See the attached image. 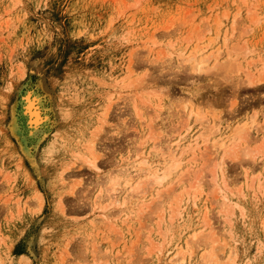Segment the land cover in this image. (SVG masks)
<instances>
[{"label":"rangeland","instance_id":"rangeland-1","mask_svg":"<svg viewBox=\"0 0 264 264\" xmlns=\"http://www.w3.org/2000/svg\"><path fill=\"white\" fill-rule=\"evenodd\" d=\"M200 28L204 38L197 35ZM193 47L203 54H217L219 47L221 55L197 72L185 58ZM227 50L235 55L233 70L222 65ZM262 61L264 0H0V264H172L180 245L189 249L183 264H198L208 248L201 242L209 234L205 215L219 244L225 240L232 244L227 251L237 252L234 264H264V155H226L218 168L224 150L212 146L223 139L232 144L228 139L239 124H247L250 139L233 134V142L248 149L263 144L264 82H246ZM132 78L146 87L130 89ZM28 91L40 96L47 120L40 133L25 139L21 110ZM56 129H65L69 139L44 149ZM198 135L203 142L196 157L180 156L167 180L148 189L146 200L155 198L141 214L139 198L126 196L122 207H105L111 176H122L118 188L124 186L125 169L145 138L147 159L162 165L172 160L161 156L166 151L150 153L153 143L165 146L172 136L184 146ZM92 138L98 170L84 160V142ZM67 166L62 181L59 172ZM221 171L233 201L228 214L223 194L210 182L212 172L221 182ZM196 176L201 191L184 192L171 219L172 199ZM156 204L165 210L161 218Z\"/></svg>","mask_w":264,"mask_h":264},{"label":"bare ground","instance_id":"bare-ground-1","mask_svg":"<svg viewBox=\"0 0 264 264\" xmlns=\"http://www.w3.org/2000/svg\"><path fill=\"white\" fill-rule=\"evenodd\" d=\"M251 9V8H250ZM240 11V10H239ZM250 11V10H249ZM225 16L227 15V14H224ZM238 16V15H237ZM219 22H221V20L219 21ZM216 23V22H215ZM216 26V25H215ZM220 26V25H219ZM207 27V26H206ZM206 29V32L208 31L207 30V28H205ZM201 30V28L199 29V30H197V35H199L198 33H200V35L203 37L204 35V33H202V30ZM204 30V29H203ZM199 31V32H198ZM210 32V31H209ZM234 34V33H233ZM207 36V35H206ZM217 36V35H216ZM189 37H193V36H188L187 38L189 39ZM198 37H200V36H198ZM197 37V38H198ZM228 37V36H227ZM201 38V37H200ZM199 38V39H200ZM204 38V37H203ZM210 38V37H209ZM212 38V37H211ZM231 38V37H230ZM193 39V38H192ZM198 39V40H199ZM225 39V38H224ZM201 40H202V38H201ZM209 40V39H208ZM226 40H228V38L226 39ZM225 40V41H226ZM154 41V40H153ZM200 41V40H199ZM210 42H211V39L209 40ZM213 41V40H212ZM224 41V42H225ZM154 42H156V41H154ZM160 43V42H159ZM153 44H157V43H153ZM202 44V43H201ZM185 46V45H184ZM196 46H198V44L196 45ZM227 46V45H226ZM233 46H235V45H233ZM199 47V46H198ZM201 47V46H200ZM242 47V46H241ZM240 47V48H241ZM186 48V47H185ZM190 49H191V47H190ZM194 49V50H193ZM197 49H199V48H196V47H193L192 48V53L190 54V52H191V50L188 52L189 54H186V56H185V58H187L186 60L188 61V62H191L192 64H194V65H192L193 66V70H195V71H199V72H203V71H207V69L208 68H210L209 67V65H210V61H212L211 59L214 57V54L215 55H218V51H220V49H219V47L217 48V54L216 53H214V52H207V53H202L201 52V50L199 49V51L197 50ZM226 49H228V48H226ZM229 49H231V47L229 48ZM202 50H203V48H202ZM204 50H206L205 48H204ZM213 50V49H212ZM234 50H235V48H234ZM234 50H232V53H236ZM242 51H243V49H241ZM244 50H245V48H244ZM211 51V50H210ZM228 51V50H227ZM234 51V52H233ZM237 51H239V50H237ZM179 52V51H178ZM229 52V54L227 55L226 54V56H229L228 58H225V60L224 59H222L221 60V62L224 60L225 62H223L222 63V65L223 66H225V64H226V66H225V68H227V65L229 64V66L231 67V66H233L234 68L236 67L235 65V62L234 61H232L233 59H234V56L232 57V55H231V51H228ZM245 52H246V50H245ZM250 52H252V50L250 51ZM220 55H221V52L219 53ZM244 54H246V53H244ZM248 54V53H247ZM217 57V56H216ZM259 58L260 57H258L257 58V60H259ZM213 62H216V63H219V62H217V60H215V61H213ZM233 62H234V64H233ZM238 62V61H237ZM260 62V61H259ZM263 62V65H261L260 67H262V68H260V67H258L259 69H258V72L256 73V72H254L255 70H256V67H255V70L254 71H248V73H249V76L248 77H246L247 79H246V82L248 83V86L250 85V86H254V85H256V84H259V83H262V82H264V61H262ZM215 64V63H214ZM212 65V67H216V65ZM221 65V64H220ZM220 65H217V66H220ZM240 64H239V62H238V66H239ZM259 65V64H258ZM220 68H222V67H220ZM224 68V67H223ZM222 68V69H223ZM233 68V69H234ZM229 69V68H228ZM228 69H226V70H228ZM232 69V67H231V70H233ZM128 70H131V67L128 69ZM226 70L224 69V71L226 72ZM223 71V72H224ZM132 72V71H131ZM224 72V73H225ZM227 73V72H226ZM246 73H247V71H246ZM245 73V74H246ZM128 74V73H127ZM248 74H246V76H247ZM131 76V75H130ZM134 76V75H133ZM124 78H126V76H123ZM133 79V78H132ZM125 80V79H124ZM128 80H130V79H128ZM243 80H245V79H243ZM116 82H117V80H116ZM121 82V84L124 82H122V81H120ZM119 82V83H120ZM126 82V81H125ZM125 82L123 83V85H124V87H125V85H127V84H125ZM129 82H131L132 83V85H130L129 86ZM128 82V85H127V87L129 86V88L130 87H132V86H134L135 85V87L136 88H140V84L142 83L141 82V80H140V78L139 79H137V78H135V79H133L132 81H129ZM127 83V82H126ZM130 83V84H131ZM144 83V82H143ZM141 84V86L142 85H144V84ZM147 83V82H146ZM145 83V84H146ZM243 83H245V82H243ZM247 83L245 84V85H247ZM119 85V84H118ZM138 86V87H137ZM153 86V85H152ZM123 87V88H124ZM134 87V88H135ZM144 87H146V85H144L143 86V88L141 87L140 88V91H142L143 89H144ZM121 88V87H120ZM126 88V87H125ZM124 88V89H125ZM131 89V88H130ZM142 89V90H141ZM152 89V88H151ZM153 89H155V88H153ZM152 89V90H153ZM135 90V89H134ZM146 90V89H145ZM144 90V91H145ZM122 91H124V90H122ZM128 91V90H127ZM131 91V90H130ZM153 91H156V90H153ZM152 91V92H153ZM135 92H137V89H136V91ZM150 91L148 90V92L147 93H149ZM154 93V92H153ZM150 94H151V92H150ZM144 95V94H143ZM146 96V95H145ZM23 98H22V110H21V116H22V120H23V122H24V131L22 132V130H20V132L23 134V137L25 138V139H28V138H30V137H34V136H36L38 133H40L43 129H44V125L46 124V120H47V115L45 114V112H44V107H43V104H42V100H41V98H40V96H38V95H36V94H34L33 92H27L26 94H24V96H22ZM140 97H142V95L140 96ZM149 97V96H148ZM195 97V96H194ZM152 98V97H151ZM144 99V98H143ZM149 99V98H148ZM194 99H196V98H194ZM147 100V99H146ZM188 100V102H189V104L192 102V99H190V97L189 98H187L186 99V101ZM186 101H184V102H186ZM199 101V100H198ZM187 103V102H186ZM192 105V104H191ZM231 105H232V103H231ZM183 106V105H182ZM186 107V106H185ZM191 108V107H190ZM198 110V109H197ZM191 111V112H190ZM190 113L192 114V108L190 109ZM195 111H196V109H195ZM107 112V111H106ZM106 112L104 113V116L106 115ZM188 112V113H189ZM195 114L194 115H196V113H199L198 111H196V112H194ZM187 114V113H186ZM199 116L198 117H200L201 116V113L200 114H198ZM203 115V114H202ZM103 116V117H104ZM106 117V116H105ZM223 117V116H222ZM202 118V117H201ZM200 118V122H202V123H204L203 121H201L202 119ZM205 118H207L208 119V117H205ZM204 118V119H205ZM195 119H197V117L195 118ZM206 119V120H207ZM212 119H214V118H212ZM108 120V119H107ZM199 120V119H198ZM216 120V119H215ZM214 120V121H215ZM219 120H220V118H219ZM205 121V120H204ZM208 122V121H207ZM207 122H206V124H207ZM212 122H213V120H212ZM252 121H250V123H251ZM209 123V122H208ZM214 123V122H213ZM244 123H246V122H244ZM249 123V124H250ZM102 124V123H101ZM216 124V123H215ZM248 124V125H249ZM252 124H253V122L251 123V126H252ZM203 125V124H202ZM214 125V124H213ZM237 125V124H236ZM240 126H235V127H237V128H235V129H233V133H231L232 134V136H233V134H236V135H238V136H242L243 137V135H245V137H247L246 135L249 133L248 131H250V129L249 130H247V134H246V129H247V124H246V126L245 125H241V124H239ZM100 127V130H102V128H101V126H99ZM99 127H97V128H99ZM181 127V126H180ZM210 127V126H209ZM249 128V127H248ZM157 129V128H156ZM158 129H160V128H158ZM157 129V132H159V130ZM209 129V128H208ZM99 130V131H100ZM103 130H104V128H103ZM151 131H153V129H150ZM203 132V131H202ZM201 132V133H202ZM149 133H151L150 131H149ZM149 133H147L146 135H145V137L149 134ZM153 133V132H152ZM45 134H47V133H44V138L47 136V135H45ZM204 133H202V135H203ZM155 135H153V141H154V137ZM204 136V135H203ZM205 136H206V134H205ZM231 136V138H233ZM234 137H235V135H234ZM180 138H181V136H180ZM199 138H202L201 137V135H198V136H196V137H193V138H191L190 139V141L187 143V144H185L184 146H183V142L181 141V140H174L173 141V139H172V136L171 137H169L168 139V143L165 145V146H163V144H162V140H160V141H157V142H155V143H153L152 144V147L150 148L151 149V151H150V153L152 152V151H154V152H158V151H166V152H161L162 153V155L161 156H166L167 157V159H169V160H172L170 163H168V164H165L164 162V164H162V165H160L159 163H157V164H155V163H152L151 161H149V160H151V159H147V158H149V154H148V152H147V150L145 149V145H146V138H145V141L144 142H142L141 144L143 145V147H142V145H141V150H139L140 149V146H139V148L134 152V160H135V162L132 164V165H130L131 167H130V170H128L127 168L125 169V170H127L126 171V173H125V183L123 184L124 186L122 187V188H118V186H119V183H120V179H121V177L122 176H119V175H115V176H111V179H110V181H109V183L107 184V191H108V195H107V197H109L110 199H109V201H108V203H106V208H108V207H110V206H120V207H122V205L127 201V198H126V196L128 197V198H130V199H135V198H139L140 199V202H138V205H137V207H136V211L139 213V214H141L142 213V211L145 209V208H147V207H149L151 204H152V202H153V199L155 198V196L153 197V198H151L149 201L148 200H146V194H147V191H148V189L150 188V187H152V186H155V185H161V184H163L166 180H167V178L172 174V172L174 171V169L178 166V165H180V163H181V160H180V156H183L185 153H189V154H191V155H194L195 154V152L197 151V149L199 148V146H201L200 145V143L202 144V142H200L199 141ZM205 138V140H206V137H204ZM208 138V137H207ZM230 138V139H231ZM248 138V137H247ZM261 138H262V135H261ZM264 138V137H263ZM69 138L66 136V130L64 129H56L52 134H51V136L46 140V142L44 143V145H43V147H44V149H47V148H50V147H52V146H56L57 144H63V143H65L67 140H68ZM203 139V138H202ZM225 139H226V137H225ZM230 139H228L229 141H228V143L230 142V143H232V144H230V145H228V144H226V141H224V139H223V141L221 140L220 142H218V143H215V144H213L212 146H218L219 148H222L224 151L222 152V155H219L220 156V159H219V161L217 160V162L215 163V165H217V164H219L217 167L219 168V166L221 167V166H223L225 163V160H226V158L228 157V156H232L233 158L234 157H238L239 156V158H241L240 157V155L241 154H244V156L246 157H249V158H252V160L253 159H255V158H257V156H259L260 154L261 155H264V148H261V146L263 145V147H264V141H263V144H261L260 143V145L258 144V145H256L255 144V147H253V148H250V149H248L249 148V144H248V146L246 147V148H244L245 146H241L239 143V141L237 140L236 142H233V139H231L232 140V142L230 141ZM241 139H244V137L243 138H241ZM248 139H250V138H248ZM87 140V139H86ZM88 140H89V138H88ZM96 140V139H95ZM247 140V139H246ZM245 140V141H246ZM143 141V140H142ZM149 141H151V140H149ZM167 141V140H166ZM249 141V140H248ZM247 141V142H248ZM152 142V141H151ZM213 142H215V141H213ZM217 142V141H216ZM247 142H246V144L245 145H247ZM260 142H262V141H260ZM242 143V142H241ZM85 145L87 146V148H88V150H89V153H87L86 154V156L84 157V160L85 161H87V162H89V165L90 166H92V167H95V168H97V170L99 169L98 167H97V157H98V154H97V151H96V148H95V142H94V139L92 138L90 141H88L87 143H85L84 142V147H85ZM157 145H159L160 146V149L159 150H156L157 149ZM240 146L241 147H243L242 149L240 148ZM251 147V146H250ZM41 148H42V146H41ZM156 148V149H155ZM216 148V147H215ZM28 147L26 146V152H28L29 153V151H28ZM165 149H167V150H165ZM200 149V148H199ZM204 149V148H203ZM243 150V151H242ZM147 152V153H146ZM201 152H202V150H201ZM221 152V151H220ZM41 153V152H40ZM160 153V154H161ZM205 153V152H204ZM263 153V154H262ZM190 155V156H191ZM226 155H228V156H226ZM41 156H43V155H41ZM195 157H196V154L194 155ZM226 156V157H225ZM243 156V155H242ZM165 157V158H166ZM216 157V156H215ZM225 157V160L223 159ZM231 157V158H232ZM244 157V158H245ZM263 157V156H262ZM45 158V157H44ZM191 158V157H190ZM200 158H202V157H200ZM199 158V159H200ZM235 158V159H236ZM261 158V157H260ZM264 158V157H263ZM195 159V158H194ZM193 159V160H194ZM212 159H213V157H212ZM215 159V158H214ZM230 159V158H229ZM234 159V160H235ZM259 159V158H258ZM227 160H228V158H227ZM226 160V161H227ZM231 160V159H230ZM240 160V159H239ZM243 160V159H242ZM245 160H246V158H245ZM251 160V161H252ZM166 161V160H165ZM184 161V160H183ZM206 161V160H205ZM212 161V160H211ZM203 162V161H202ZM213 162H214V160H213ZM249 162V161H248ZM34 163V162H33ZM250 163V162H249ZM214 164V163H213ZM146 165H148V167L146 168V170H144V171H142V172H136L135 174H133V170H141V168L142 167H144V166H146ZM150 165V166H149ZM264 165V164H263ZM205 166V165H204ZM212 166H214V165H212ZM253 167H255V166H253ZM264 167V166H263ZM67 168H68V166L67 167H64L63 169H62V171H61V173L59 172V174H61V177L60 176H58V177H60V179L62 180V181H64V179L66 178V175H65V171L67 170ZM195 168H197V167H195ZM206 168V167H205ZM245 168V167H244ZM248 168V167H247ZM131 169H133V170H131ZM198 169V168H197ZM200 169L201 170H199V171H202V170H204V169H202L201 168V166H200ZM214 169H216V167L214 168ZM249 169V168H248ZM247 169V170H248ZM253 169V168H252ZM221 170V169H220ZM219 170V171H220ZM122 171V170H121ZM195 171V170H194ZM215 170H213V172H214ZM223 171V170H222ZM221 171V176L222 177H220V178H222L221 179V182H218L217 181V176H218V174H217V176H216V173H213L212 172V176H213V178H212V180L214 181V183H212V180L210 181L211 182V184L213 185V188L216 190V191H221V193L223 194V196H224V198H225V201H223V203H225V205L227 204V206H226V208L225 209H223V212L225 213V214H228V212L230 211V206H232V200L229 198V196H228V187H229V184L227 183L228 182V180H226V177H225V175L224 174H226V172L223 174V172ZM226 171V170H225ZM51 172V171H50ZM123 172V171H122ZM203 172V171H202ZM202 172H199L200 174L202 173ZM58 174V175H59ZM72 174V173H71ZM247 174V172L245 171V175ZM259 174V173H258ZM263 175H264V168H263V173H262ZM53 175V174H52ZM122 175V174H121ZM141 175H143L144 177L142 178V177H140ZM227 175V174H226ZM109 176V175H108ZM203 176V175H202ZM212 176H210V177H212ZM69 177H70V174H69ZM138 177H139V179H138ZM256 177H259V176H256ZM262 178H264V177H262ZM261 178V179H262ZM135 179H137V180H135ZM211 179V178H210ZM254 179V178H253ZM183 179L180 177L179 179H178V181H176V182H181ZM206 180V179H205ZM235 180V179H234ZM258 180V179H257ZM62 181H60V182H62ZM207 181H209L208 179H207ZM250 181V180H249ZM234 182V181H233ZM251 182V181H250ZM123 183V182H122ZM252 183H253V181H252ZM257 183V182H256ZM201 184V180H200V177L199 176H196L195 177V179H194V181L191 183V185L190 186H188L184 191H182L181 193H179L178 195H176L175 197H174V199H172V203H171V207H172V210H171V214H170V218L171 219H173V218H175V216H176V214H177V210H178V204H180V202H182V199L184 198V196H185V194L183 195V193L184 192H189V191H191V190H194V192H193V194L195 193V191L197 190L198 192L199 191H201V187H199V185ZM246 184V183H245ZM260 184V183H259ZM166 185V184H165ZM122 186V185H121ZM253 186V185H252ZM212 187V186H211ZM261 187V186H260ZM168 188V187H167ZM212 188V189H213ZM70 189V188H69ZM155 189V188H154ZM210 189V188H209ZM203 190V189H202ZM208 190V189H207ZM160 191L161 190H159L158 191V194H162V193H160ZM218 191V192H219ZM74 192V189H72L71 190V193H73ZM35 193H37V192H35ZM172 193V192H171ZM197 193V192H196ZM124 194V195H123ZM36 195V194H35ZM37 195L38 196H40L41 197V192L39 193H37ZM154 195V194H153ZM168 195V194H167ZM191 195V194H190ZM120 196H122L123 198V200H120L119 199V197ZM63 197V196H62ZM169 197V196H168ZM64 198V197H63ZM186 198H188V197H186ZM192 198V197H191ZM62 199V198H61ZM189 199V198H188ZM142 200V201H141ZM62 201V200H61ZM60 201V202H61ZM195 201V200H194ZM42 202V201H41ZM137 203V202H136ZM222 203V204H223ZM236 204V203H235ZM59 205V204H58ZM133 205V204H132ZM222 207V206H221ZM111 209V208H110ZM157 209V211H158V218H161V217H163V215H165V210H164V208H162L160 205H158V204H156L155 205V210ZM234 213V212H233ZM234 215V214H233ZM177 217V216H176ZM204 218H203V225H204V228H207L208 229V233L209 234H206V236L204 237V239L202 238L201 239V242L202 243H207L208 244V248L207 249H204V251L201 253V255H200V261H199V263L198 264H234V263H236L235 262V259L237 258V252L235 251V249H233V250H230L231 249V247L229 248V250L227 251V247H228V242L227 241H222V244L220 245L219 244V239L218 238H216V237H214V234H215V232H213V228L210 226V225H212L211 223H210V219H209V217L207 216V215H205V216H203ZM167 218V217H166ZM229 218V217H228ZM163 219V218H162ZM201 219V218H200ZM197 221V220H196ZM164 222V221H163ZM201 224V223H200ZM157 225H158V223H157ZM165 225V224H164ZM198 225V224H197ZM115 226V225H114ZM191 225H188V227H190ZM196 226V225H195ZM113 228H115V227H113ZM112 228V229H113ZM164 228V227H163ZM166 228V227H165ZM112 229H110V230H112ZM186 229H187V226H186ZM200 229V228H199ZM109 230V231H110ZM197 231V230H196ZM226 232V231H225ZM234 232V231H233ZM189 233V232H188ZM232 233V232H231ZM191 234V233H190ZM204 234V233H203ZM197 235V233H195V234H193L192 236H196ZM205 235V234H204ZM230 235V234H229ZM233 235V234H232ZM231 235V236H232ZM188 236V235H187ZM203 236V235H202ZM231 236H230V238H231ZM223 237V236H222ZM234 237V236H233ZM180 238V237H179ZM178 238V239H179ZM227 238H229V237H227ZM226 238V239H227ZM177 239V240H178ZM179 241V240H178ZM198 242V241H197ZM185 244V243H184ZM206 244V245H207ZM186 245V244H185ZM194 245V244H193ZM230 245V244H229ZM232 245V244H231ZM230 245V246H231ZM167 246V245H166ZM234 246V245H233ZM162 248V247H161ZM163 249H164V247H163ZM169 251V250H168ZM171 251V250H170ZM221 251V252H220ZM196 252V251H195ZM189 253V249L188 248H185V246L184 245H180L176 250H175V253H174V255L172 256V257H170L169 258V261H170V263H172V264H174V263H176V264H183L184 262H185V260H186V258H187V254ZM222 253H223V256H222ZM243 253V252H242ZM173 254V253H172ZM189 255V254H188ZM24 259H26V257L23 255L22 256ZM248 258V257H247ZM253 258V257H252ZM188 259V258H187ZM248 260H250V259H248ZM237 262H238V260H237ZM246 264H249L248 262H245ZM166 264H168L167 262H166Z\"/></svg>","mask_w":264,"mask_h":264}]
</instances>
